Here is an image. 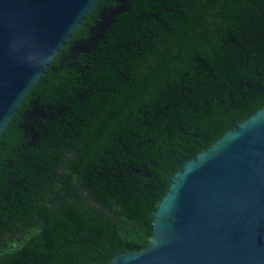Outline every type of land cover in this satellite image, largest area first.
<instances>
[{
    "label": "trees",
    "instance_id": "1",
    "mask_svg": "<svg viewBox=\"0 0 264 264\" xmlns=\"http://www.w3.org/2000/svg\"><path fill=\"white\" fill-rule=\"evenodd\" d=\"M110 1L0 137V264L142 251L180 164L264 107V0H126L76 57Z\"/></svg>",
    "mask_w": 264,
    "mask_h": 264
},
{
    "label": "water",
    "instance_id": "2",
    "mask_svg": "<svg viewBox=\"0 0 264 264\" xmlns=\"http://www.w3.org/2000/svg\"><path fill=\"white\" fill-rule=\"evenodd\" d=\"M99 1L0 0V137ZM153 227L147 248L107 264H264V107L180 164Z\"/></svg>",
    "mask_w": 264,
    "mask_h": 264
},
{
    "label": "flooded vegetation",
    "instance_id": "3",
    "mask_svg": "<svg viewBox=\"0 0 264 264\" xmlns=\"http://www.w3.org/2000/svg\"><path fill=\"white\" fill-rule=\"evenodd\" d=\"M109 3H110V4H109ZM112 3H114L115 5H114V6L111 5ZM118 4H119V3H118L116 0H112V1L108 2V3H107L108 6L105 7V8H103V11H101V12L99 13V17H98L99 20H96V21H95V25H93L94 27H92V28L90 29V31H91V35H92L91 38H89V39H87V40H83V41L74 42V43L88 42V41H95V40H96V37L98 36V35L95 33V31H96V28H97V27L101 26V22H102V20H103V16H104V15L107 16V14H109V13L115 11L116 9H118V8L116 7V5H118ZM96 7H97V6H96ZM86 21H88V19H87ZM73 47H74V45L71 46L70 49H72ZM75 56H76V55H75ZM78 56H79V55H78ZM78 56H76V57H78Z\"/></svg>",
    "mask_w": 264,
    "mask_h": 264
},
{
    "label": "rangeland",
    "instance_id": "4",
    "mask_svg": "<svg viewBox=\"0 0 264 264\" xmlns=\"http://www.w3.org/2000/svg\"><path fill=\"white\" fill-rule=\"evenodd\" d=\"M110 18H111V17L106 16V15L103 16V20H102V22H101V26L97 27V28H96V31H95V33H96L97 35L101 34V33L105 30V27H106V25L109 23Z\"/></svg>",
    "mask_w": 264,
    "mask_h": 264
}]
</instances>
